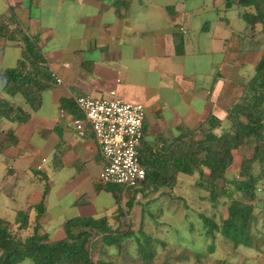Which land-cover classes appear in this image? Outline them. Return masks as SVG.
Wrapping results in <instances>:
<instances>
[{
  "label": "crops",
  "instance_id": "crops-1",
  "mask_svg": "<svg viewBox=\"0 0 264 264\" xmlns=\"http://www.w3.org/2000/svg\"><path fill=\"white\" fill-rule=\"evenodd\" d=\"M114 1L0 0V23L12 7L39 41L52 73V85L27 122L0 116V217L21 237L33 234L40 203L41 232L59 241L66 237V220L106 217L118 227L120 210H129L132 195L140 200L137 189L121 192L120 185L101 182L105 160L92 128L87 125L81 136L70 126L83 117L78 97H119L145 105L140 151L150 167V157L165 153L182 131L223 119L264 57V29L259 24L252 31L241 17L244 8H236V16L246 26L216 37L213 22L208 23V0H126L121 11ZM223 4L214 2L218 10ZM220 17L228 30V17ZM22 45L0 38V98L5 71L18 65ZM249 65L252 74L246 73ZM14 100L26 107L23 97ZM183 176L178 174L175 189ZM20 211L29 219L22 229Z\"/></svg>",
  "mask_w": 264,
  "mask_h": 264
},
{
  "label": "trees",
  "instance_id": "trees-1",
  "mask_svg": "<svg viewBox=\"0 0 264 264\" xmlns=\"http://www.w3.org/2000/svg\"><path fill=\"white\" fill-rule=\"evenodd\" d=\"M126 3V0L114 1L119 11ZM223 5L227 11L244 8L241 17L252 31L259 24L264 29V0H224ZM5 16L8 19L0 23V38L6 41L19 39L23 42V53L18 65L5 71L7 85L5 97L0 98V116L23 124L40 107L43 91L52 85V73L39 41L25 30L12 7ZM251 40L245 42L251 43ZM177 48L179 53L184 52L179 39ZM17 96L23 97L26 107L14 100ZM163 152L155 158L150 157L154 164L149 167L145 164V154L140 151V160L146 169V179L141 188H126L118 184L121 192L124 188L137 189L143 199L148 198L145 203L141 200L135 202L136 194H133L128 202L129 210L142 203L145 212L165 194V190H169L167 194L171 196L178 174H199L195 183L209 192L212 202H218L220 196L227 199V213L221 222L200 213L204 236L211 240L209 252L215 251L219 234L234 249L253 247L256 209L260 206L258 190L264 189L260 187L264 185V57L257 64L254 77L245 82L241 99L234 102L223 119L210 121L208 128L182 131L180 139ZM236 154L241 158L239 175L229 179L228 172L235 163ZM257 164L260 168L258 175L255 172ZM148 189L153 193L160 192L159 196L149 199ZM37 208L34 232L27 237L14 232L10 223L0 217V264H22L25 261L32 264H124L132 256L140 264L142 260L149 261L153 257V240L144 230V214L138 233L133 229L129 210L121 209L118 227L110 225L106 217L68 219L64 224L66 237L51 241L48 233L41 232L43 203ZM151 212L150 216L155 218ZM19 215V228L22 229L28 225L29 219L25 211H20ZM129 238L138 242L137 255L128 249ZM201 255L199 252V257ZM220 264L233 263L221 260Z\"/></svg>",
  "mask_w": 264,
  "mask_h": 264
},
{
  "label": "rangeland",
  "instance_id": "rangeland-1",
  "mask_svg": "<svg viewBox=\"0 0 264 264\" xmlns=\"http://www.w3.org/2000/svg\"><path fill=\"white\" fill-rule=\"evenodd\" d=\"M204 1L206 0H197L196 3ZM214 2L215 0H208V23L213 22L216 37H222L223 33L227 34L232 29H241L246 26V23L236 16L237 9L233 8L227 11L223 7L218 10ZM219 4L221 5V2ZM220 16L228 17V30H225L224 25L220 24L222 22ZM252 68L249 65L246 73L252 74ZM240 159V155L236 154L235 163L228 172L229 179L238 177ZM255 172L257 175L260 173L258 164L255 167ZM183 177H185V180L179 187H176L172 196H168L169 190H165V194L159 197L157 202L145 212L142 210V203L147 202L148 198L145 200L140 197L142 203L136 204L134 210L130 213L134 225L133 229L137 233L144 214V230L151 236L154 245L153 257L149 261L142 260L140 264H220L221 260L233 264H264V189L258 190L260 206L256 209L257 225L253 229V247L241 246L234 249L219 234L216 240V249L213 253H210L209 244L211 240L204 236L202 229L204 224L200 213L212 216L218 222H221V219L227 213L225 202L227 199L220 196L218 202H212L209 198V192H206L195 183V179H197L196 182L198 181L199 174ZM142 185H140V188ZM260 187H264V185H260ZM150 196L149 199H152L153 196L158 197L159 194L154 193ZM150 212L156 217H151ZM127 246L129 251L137 255L136 248L139 245L135 238H129ZM199 252L202 253L200 257ZM95 256L97 257V255ZM22 264L32 263L25 261ZM124 264L139 263L132 256L124 261Z\"/></svg>",
  "mask_w": 264,
  "mask_h": 264
},
{
  "label": "built area",
  "instance_id": "built-area-1",
  "mask_svg": "<svg viewBox=\"0 0 264 264\" xmlns=\"http://www.w3.org/2000/svg\"><path fill=\"white\" fill-rule=\"evenodd\" d=\"M57 82L62 80L58 78ZM76 103L83 117L73 119L70 126L81 136L85 135L87 125L92 128L105 160L100 172L101 182L139 187L146 179V169L140 160L145 105L128 103L119 97L91 96H80ZM37 167L43 169L42 164Z\"/></svg>",
  "mask_w": 264,
  "mask_h": 264
}]
</instances>
